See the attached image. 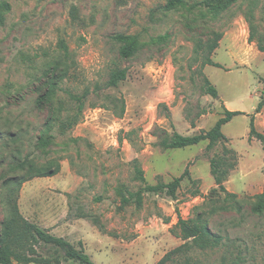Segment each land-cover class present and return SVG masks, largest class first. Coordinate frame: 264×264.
Segmentation results:
<instances>
[{
  "label": "rangeland",
  "instance_id": "rangeland-1",
  "mask_svg": "<svg viewBox=\"0 0 264 264\" xmlns=\"http://www.w3.org/2000/svg\"><path fill=\"white\" fill-rule=\"evenodd\" d=\"M165 1L0 0V177L27 178L17 193L21 217L82 247L94 264H158L167 254L162 264H264V212L251 210V197L264 190V143L251 131L264 136V104L255 113L264 94V0H237L215 20L201 16L204 7L152 19ZM212 31L221 37L210 57L221 67L203 64ZM116 34H138L135 56H119ZM65 50L69 71L53 120L36 98L44 69ZM117 67L127 77L112 88L106 81ZM224 108L243 112L222 126L227 142L210 150L206 140L160 145L173 133L209 130ZM48 120L52 143L42 149ZM210 159L220 169L235 163L223 182L235 196L217 190ZM185 169L176 198L122 201ZM48 172L55 173L41 176ZM230 203L238 210L219 209ZM199 212L222 236L220 246L173 251L184 243L170 232L178 216ZM3 213L0 204V222ZM21 232L20 253L9 257L15 264H79L58 246L32 241L29 228Z\"/></svg>",
  "mask_w": 264,
  "mask_h": 264
},
{
  "label": "trees",
  "instance_id": "trees-1",
  "mask_svg": "<svg viewBox=\"0 0 264 264\" xmlns=\"http://www.w3.org/2000/svg\"><path fill=\"white\" fill-rule=\"evenodd\" d=\"M237 0H166L164 4L159 5L155 10L151 12L152 19L155 18L156 13L167 14L179 9L191 10L196 7H204L205 13L202 12L201 16L208 15L211 20L217 19L221 13L229 9ZM212 38L207 40L204 44L205 55L203 58L204 65H213L221 67L220 64L214 62L211 59V53L217 48L220 39V34L212 31ZM166 35L162 36L161 39H165ZM112 39L119 44L118 54L122 59H128L136 55L141 47L139 42L138 34H116L112 36ZM252 39L250 34L249 40ZM259 51L264 52V44L258 42ZM68 51L65 50L64 54L56 58L53 63L47 66L43 71L42 86L39 94L36 98V105L38 108H46L49 110L50 119H57L58 108L54 107V99L56 98L57 91L59 90V83L67 76L69 71ZM127 77V68H114L110 71L108 79L106 81L107 86L117 87ZM206 93L210 96L217 98L218 92L216 88L211 84L209 79L205 78ZM264 104V94L260 96L255 107V113L260 112ZM243 114L240 110H229L224 108L222 115L216 120L214 125L207 131H201L194 135H181L173 133L170 138H165L160 142V145L165 149L184 148L187 146L196 145L200 142L207 141L206 149L210 150L218 142H227L226 136L222 132V126L229 122L234 116ZM51 121V120H50ZM49 120L45 123V133L47 136H40L37 141V146L45 149L52 143V135L49 134L51 129V122ZM253 134L262 140L264 143V136L260 133H256L251 128ZM233 151V150H231ZM235 163L226 164L220 169L213 159H210V173L214 179L215 185L219 192L224 193L227 196H235L234 193L227 192L223 185L224 180L229 175V171L233 169ZM139 179L143 182L144 176L142 170H136ZM55 172H48L41 176H51ZM188 175V170L177 177L172 178L169 182H158L157 184H145L136 192H130L128 197H124L122 201L127 203L134 200L136 204H140L143 193H165L172 199L176 198V193L180 187L181 181ZM27 178L11 175L0 177V190L2 197L0 204L4 208L3 218L0 222V264H15L9 257H17V253H20L15 243L20 239L21 231L27 227L29 233L32 234V241H41L47 244H53L64 250L65 256L79 264H94L90 256L85 253L82 247L76 248L72 243L66 240L64 237L56 236L51 234L47 229L35 224L27 222L21 217L17 205V193L21 185L26 181ZM251 199L257 201V204L251 206V210L254 213L264 212V190L251 197ZM220 210H238V207L230 204H224L219 206ZM170 232L175 236L179 237L184 243L176 247L173 251H179L182 248H197L199 250H211L220 246L222 236L213 232L207 224L205 218L201 212L197 213L194 217L184 219L178 216L177 222L171 228ZM168 255V254H167ZM167 255L158 263L162 264ZM30 262L31 260H26ZM24 261V262H26ZM37 261V259L35 260ZM38 262V261H37Z\"/></svg>",
  "mask_w": 264,
  "mask_h": 264
},
{
  "label": "crops",
  "instance_id": "crops-1",
  "mask_svg": "<svg viewBox=\"0 0 264 264\" xmlns=\"http://www.w3.org/2000/svg\"><path fill=\"white\" fill-rule=\"evenodd\" d=\"M59 228H52V231H56V230H58Z\"/></svg>",
  "mask_w": 264,
  "mask_h": 264
}]
</instances>
